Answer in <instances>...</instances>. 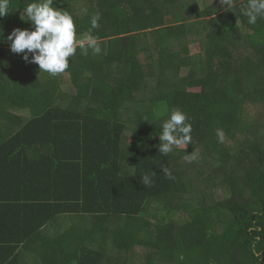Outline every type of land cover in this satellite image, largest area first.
Segmentation results:
<instances>
[{
	"label": "trees",
	"instance_id": "trees-1",
	"mask_svg": "<svg viewBox=\"0 0 264 264\" xmlns=\"http://www.w3.org/2000/svg\"><path fill=\"white\" fill-rule=\"evenodd\" d=\"M213 1L55 0L78 37L99 14L101 52L78 49L52 76L11 52L14 29L34 30L25 0H11L0 229L16 236L0 264H264V17L250 25L249 0ZM172 109L190 118L192 143L165 156Z\"/></svg>",
	"mask_w": 264,
	"mask_h": 264
},
{
	"label": "clouds",
	"instance_id": "clouds-1",
	"mask_svg": "<svg viewBox=\"0 0 264 264\" xmlns=\"http://www.w3.org/2000/svg\"><path fill=\"white\" fill-rule=\"evenodd\" d=\"M221 4L233 7L232 0H220ZM55 0H25L23 12L34 26V30L16 28L7 37L11 41L12 53L23 55L26 63L39 66L40 72L52 76L64 73L70 65V58L74 57L79 49L81 54L87 55L89 50L95 54L101 52L97 37L91 34L93 29L99 27V14L91 17L89 31L78 37L77 25L73 15L68 10L54 7ZM11 0H0V17L7 16ZM250 25H255L258 18L264 17V0H249L247 9L243 13ZM31 55V59L30 56ZM192 124L188 115L180 109H172L170 116L162 124L159 135V152L168 155L174 148H179L192 143ZM218 141L223 143L225 133L222 129L216 130ZM196 158V150L187 154L185 159L191 162ZM163 174L168 179H174L172 172L167 167H162ZM144 185H149L151 180L148 175L143 177Z\"/></svg>",
	"mask_w": 264,
	"mask_h": 264
},
{
	"label": "rangeland",
	"instance_id": "rangeland-1",
	"mask_svg": "<svg viewBox=\"0 0 264 264\" xmlns=\"http://www.w3.org/2000/svg\"><path fill=\"white\" fill-rule=\"evenodd\" d=\"M197 2L199 3V5L201 6L202 9H205V8H208V7L212 6L213 3H214L213 0H197ZM198 50H199V47H198L197 44H195L194 46H192V51H193L194 53L198 52ZM184 73H186V75H187L188 70H185ZM68 89H69L70 91H75L73 87H69ZM181 147H182V148H185V147H183V146H181ZM183 216H184L183 214H180V215H177L176 217L179 219V218H181V217H183Z\"/></svg>",
	"mask_w": 264,
	"mask_h": 264
},
{
	"label": "crops",
	"instance_id": "crops-1",
	"mask_svg": "<svg viewBox=\"0 0 264 264\" xmlns=\"http://www.w3.org/2000/svg\"><path fill=\"white\" fill-rule=\"evenodd\" d=\"M15 236L16 235H15V233H13L11 231V228H5L3 230L0 229V247H1V245H3L6 242L7 243H11L12 242V238H14ZM21 243H24V242H21ZM20 249H21V245L18 246L17 252L20 251Z\"/></svg>",
	"mask_w": 264,
	"mask_h": 264
}]
</instances>
